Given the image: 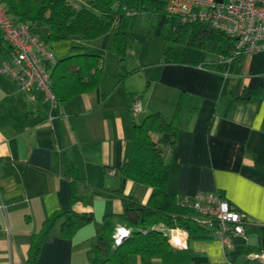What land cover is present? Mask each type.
<instances>
[{"label":"crops","instance_id":"obj_1","mask_svg":"<svg viewBox=\"0 0 264 264\" xmlns=\"http://www.w3.org/2000/svg\"><path fill=\"white\" fill-rule=\"evenodd\" d=\"M31 30L40 37L47 28ZM69 41L72 45L68 51L61 47L60 57L53 50L57 59L98 53L103 74L95 89L55 109L34 86L20 89L0 74V264H25L33 234L55 210L64 208L91 213L92 218L77 222L69 236L62 234V221H57L36 264H96L102 218L122 210L121 199L110 191L121 184L117 170L131 151L133 121L157 113L168 122L178 100L186 111L174 146L165 152L167 190L188 196L220 192L244 214V236L234 237L232 247L225 248L211 230L188 235L176 228L171 235L181 237L186 256L181 252L173 263L131 255L130 263L264 264V49L228 61L220 48L208 43L196 47L204 51L202 59L185 58L177 46L182 61L165 62L162 47L146 80L135 76V70L127 74L124 64L126 75L118 81L122 70L116 58L117 69L107 82L104 55L89 50L87 41ZM7 51L3 42L0 60ZM136 97L141 112L132 116L130 105ZM123 192L145 204L151 188L127 179ZM127 230L119 226L116 235ZM247 247L252 251L243 253Z\"/></svg>","mask_w":264,"mask_h":264},{"label":"trees","instance_id":"obj_2","mask_svg":"<svg viewBox=\"0 0 264 264\" xmlns=\"http://www.w3.org/2000/svg\"><path fill=\"white\" fill-rule=\"evenodd\" d=\"M0 2L14 24L26 23L30 28L46 27L47 31L40 36L45 43L72 39L89 41L111 33L113 51L122 70L121 79L126 75L124 59L128 50V32L139 14L146 17L156 16V22L152 24V29L148 33L151 37L164 41L162 56L165 62L182 61L177 46L169 45L167 40L195 47L208 43L214 49L220 48L222 55L228 52L227 48L221 47V43L228 39L226 35L202 22L180 21L175 14L166 10L167 0L80 2L0 0ZM166 24H169V28L163 31ZM2 41L0 33V45L3 44ZM49 70L52 91L58 105L76 94L89 92L97 87L103 74V57L98 53L77 52L57 59ZM183 105L181 100H178L168 122L157 113L147 115L140 122L133 121L131 151L117 170L121 184L117 189L110 191L111 195L121 199L122 210L119 213H108L102 218L101 232L96 245L99 256L96 264H131L129 261L131 255L155 257L161 261L175 263L181 252H185L186 256L187 250L181 251L180 248L173 247L168 241L167 230L180 228L188 235L204 230L196 224L193 211L181 206L176 201L177 194L167 190L168 162L163 147L172 148L177 134L183 128L186 111ZM127 179L151 188L145 204L131 195L124 194L123 182ZM91 218V213H79L71 208L55 210L31 237L25 264H36L41 246L57 221H62V234L69 236L74 232L77 222H87ZM119 226L128 229L129 233L116 239L115 230ZM249 251L252 249L247 247L243 253L247 254Z\"/></svg>","mask_w":264,"mask_h":264},{"label":"built area","instance_id":"obj_3","mask_svg":"<svg viewBox=\"0 0 264 264\" xmlns=\"http://www.w3.org/2000/svg\"><path fill=\"white\" fill-rule=\"evenodd\" d=\"M165 7L180 21L202 22L226 35L228 52L221 57L228 61L264 49V0H167ZM0 33L8 50L0 60V74L10 78L20 89L34 86L52 109L57 108L49 70L57 62L55 53L28 24H14L1 2ZM130 112L132 116L140 113L141 103L133 101ZM176 201L192 210L196 224L213 231L223 247L231 248L234 237L244 236V214L235 210L220 192L177 195ZM175 229H169L168 233L173 247L182 244L181 237L173 240L176 237L171 232Z\"/></svg>","mask_w":264,"mask_h":264},{"label":"rangeland","instance_id":"obj_4","mask_svg":"<svg viewBox=\"0 0 264 264\" xmlns=\"http://www.w3.org/2000/svg\"><path fill=\"white\" fill-rule=\"evenodd\" d=\"M74 2H80L81 0H73ZM156 22V16H144V15H138L136 17V21L134 23V26L129 30L128 32V38H127V45L128 50L125 55L124 64L126 67V71L129 73L132 71H138L135 76H140L138 78H143L146 80V75L153 70L152 64L159 60L161 56V49L163 47L164 41L158 38L151 37V35L148 33L152 29V24H155ZM36 28V27H34ZM169 28V24H166L164 26L163 31H166ZM37 32V31H36ZM38 34H41V32H37ZM107 39L104 42V35L100 36V38H97L96 40L87 41L85 45L89 46V50H98L99 53H102L104 55V68H105V75L107 76V82L111 79L113 76V70L116 68V56L113 53V46H112V35L111 33H106ZM86 42V41H85ZM72 41L69 40H54L49 41L48 45L54 50V52L60 57L63 53L62 48H64V51H68L70 46L72 45ZM167 43L172 46H178L182 48L184 57L189 59L190 57L198 59L203 58L204 51L202 49H198L196 47L191 46H183L182 43H176L174 40H167ZM228 42L225 39L221 43V47L225 48L227 46ZM4 45L6 46V43L4 42ZM186 45V44H185ZM219 49V48H218ZM220 50V49H219ZM203 53V54H202ZM55 54V55H56ZM57 57V56H56ZM141 66H144L141 68ZM129 73V75L131 74ZM116 75V74H115ZM121 80V77L118 81ZM138 80V79H137ZM116 81V79H115ZM116 81V82H118ZM141 82V79H139ZM143 89V88H142ZM143 89L142 91H144ZM169 148L163 147V153H165ZM117 231L115 230V236ZM176 240V239H174Z\"/></svg>","mask_w":264,"mask_h":264},{"label":"clouds","instance_id":"obj_5","mask_svg":"<svg viewBox=\"0 0 264 264\" xmlns=\"http://www.w3.org/2000/svg\"><path fill=\"white\" fill-rule=\"evenodd\" d=\"M120 236H125V234H118V235H116L115 237H116V239H118Z\"/></svg>","mask_w":264,"mask_h":264},{"label":"bare ground","instance_id":"obj_6","mask_svg":"<svg viewBox=\"0 0 264 264\" xmlns=\"http://www.w3.org/2000/svg\"><path fill=\"white\" fill-rule=\"evenodd\" d=\"M174 239H176V240H174ZM174 239H173L174 241H177L178 240V238H174Z\"/></svg>","mask_w":264,"mask_h":264},{"label":"water","instance_id":"obj_7","mask_svg":"<svg viewBox=\"0 0 264 264\" xmlns=\"http://www.w3.org/2000/svg\"><path fill=\"white\" fill-rule=\"evenodd\" d=\"M177 247H178V248H181V245H178Z\"/></svg>","mask_w":264,"mask_h":264}]
</instances>
